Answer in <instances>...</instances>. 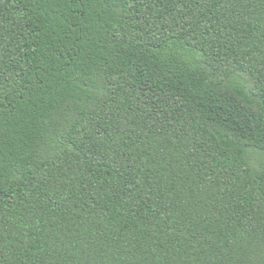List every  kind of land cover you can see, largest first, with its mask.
Returning a JSON list of instances; mask_svg holds the SVG:
<instances>
[{"label":"trees","instance_id":"trees-1","mask_svg":"<svg viewBox=\"0 0 264 264\" xmlns=\"http://www.w3.org/2000/svg\"><path fill=\"white\" fill-rule=\"evenodd\" d=\"M0 264H264V0H0Z\"/></svg>","mask_w":264,"mask_h":264}]
</instances>
